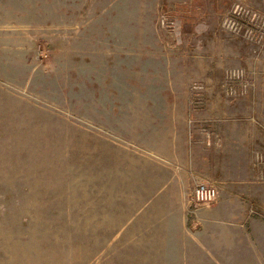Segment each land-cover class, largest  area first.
<instances>
[{"label": "rangeland", "instance_id": "rangeland-1", "mask_svg": "<svg viewBox=\"0 0 264 264\" xmlns=\"http://www.w3.org/2000/svg\"><path fill=\"white\" fill-rule=\"evenodd\" d=\"M0 264H264V0H0Z\"/></svg>", "mask_w": 264, "mask_h": 264}, {"label": "built area", "instance_id": "built-area-1", "mask_svg": "<svg viewBox=\"0 0 264 264\" xmlns=\"http://www.w3.org/2000/svg\"><path fill=\"white\" fill-rule=\"evenodd\" d=\"M218 197L217 188L209 182H199L192 194V202L195 205L207 204Z\"/></svg>", "mask_w": 264, "mask_h": 264}, {"label": "crops", "instance_id": "crops-1", "mask_svg": "<svg viewBox=\"0 0 264 264\" xmlns=\"http://www.w3.org/2000/svg\"><path fill=\"white\" fill-rule=\"evenodd\" d=\"M233 191V190H232ZM232 191L230 190V193H232ZM235 192V191H233ZM228 200L230 201L231 200V196L228 197Z\"/></svg>", "mask_w": 264, "mask_h": 264}]
</instances>
